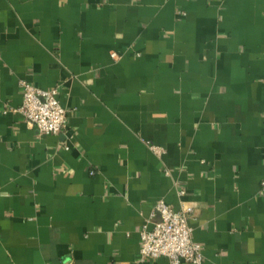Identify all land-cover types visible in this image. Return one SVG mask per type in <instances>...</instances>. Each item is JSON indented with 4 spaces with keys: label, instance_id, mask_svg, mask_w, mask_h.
Wrapping results in <instances>:
<instances>
[{
    "label": "crops",
    "instance_id": "1",
    "mask_svg": "<svg viewBox=\"0 0 264 264\" xmlns=\"http://www.w3.org/2000/svg\"><path fill=\"white\" fill-rule=\"evenodd\" d=\"M263 181L264 0H0V264H171L139 254L160 199L206 264H264Z\"/></svg>",
    "mask_w": 264,
    "mask_h": 264
},
{
    "label": "built area",
    "instance_id": "2",
    "mask_svg": "<svg viewBox=\"0 0 264 264\" xmlns=\"http://www.w3.org/2000/svg\"><path fill=\"white\" fill-rule=\"evenodd\" d=\"M117 52H112L111 57L118 58ZM22 102L16 108L24 121L35 127L41 133L57 134L67 127V109L58 99L57 87L41 88L28 81L21 82ZM68 148V145H64ZM153 148L160 152L159 147ZM264 185V181L262 182ZM180 195L184 190L179 191ZM193 205L182 202L179 209H174L164 200L156 202L153 215H158V220L153 222L151 228L148 221L140 230L141 245L139 254L141 259L167 257L171 264L188 261L194 264H206L202 246L193 240L190 217Z\"/></svg>",
    "mask_w": 264,
    "mask_h": 264
}]
</instances>
